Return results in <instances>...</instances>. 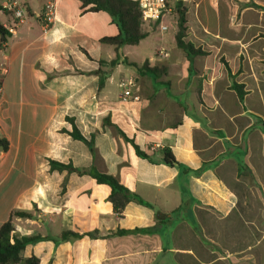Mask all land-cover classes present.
I'll use <instances>...</instances> for the list:
<instances>
[{
	"label": "crops",
	"instance_id": "1",
	"mask_svg": "<svg viewBox=\"0 0 264 264\" xmlns=\"http://www.w3.org/2000/svg\"><path fill=\"white\" fill-rule=\"evenodd\" d=\"M23 1L26 23L0 52V137L9 142L0 151V228L25 211L33 218H13L14 235L42 237L22 257L264 264V213L252 218L248 202L250 214L237 211L264 161V0H171L174 41L153 42L159 23H146L148 37L121 47L114 66L116 49L102 41L120 33L110 14L55 0L56 20L46 27L49 0ZM178 7L186 10L185 41L206 55L189 60L177 46ZM0 12L7 17L1 23L12 25ZM146 62L157 75L131 66ZM129 79L132 96L124 102L121 84ZM234 81L245 86L242 102ZM74 126L91 145L71 136ZM52 161L111 175L145 204L132 201L119 217L108 185ZM64 232L81 237L54 242Z\"/></svg>",
	"mask_w": 264,
	"mask_h": 264
},
{
	"label": "trees",
	"instance_id": "2",
	"mask_svg": "<svg viewBox=\"0 0 264 264\" xmlns=\"http://www.w3.org/2000/svg\"><path fill=\"white\" fill-rule=\"evenodd\" d=\"M82 7L88 12H107L110 14L119 26L120 33L114 37H107L102 39L103 42L108 43L115 47L117 52V58L111 61L109 64L114 66L122 57L119 52L123 46H135L138 45L142 40L148 37V33L144 29V22L142 20V13L139 8V4L134 0H80ZM2 10V6H0ZM187 19L186 10L182 7L177 8V33L175 35L177 46L182 49L189 60L194 56L206 55L207 52L201 48H196L194 44L185 41L187 32ZM11 38L10 33L5 26L0 23V47L3 43H6ZM227 65V64H226ZM134 68L140 71H146L157 75V68L148 67V62L144 63L142 67H138L136 64H131ZM227 70L231 77V71L227 65ZM231 88L236 92L238 99L242 102L246 96L245 86L236 83H232ZM71 136L77 140L83 141L88 145L91 142L87 141L78 129L74 126ZM9 149V142L5 138L0 137V151H7ZM136 153L142 155L138 147L135 146ZM164 159L169 165L176 163L175 158L169 149L163 151ZM52 168L59 170L76 171L80 174H89L92 176L97 183L106 184L111 188V195L109 201L113 205L114 212L121 217L126 206L136 201L140 204H145L142 199L131 193L123 184H121L116 178L111 175L98 172L95 168L89 170L75 169L72 165H63L60 163L51 162ZM24 218L32 219L33 214L25 211H14L11 215L10 220L4 223L0 228V264H40V259L36 256L29 258H23L22 252L31 243L40 240L42 237H22L19 238L14 235L15 226L13 218ZM89 236V235H88ZM91 236V235H90ZM69 237H81V235L73 232H64L59 236L53 238L54 242L65 241Z\"/></svg>",
	"mask_w": 264,
	"mask_h": 264
},
{
	"label": "built area",
	"instance_id": "3",
	"mask_svg": "<svg viewBox=\"0 0 264 264\" xmlns=\"http://www.w3.org/2000/svg\"><path fill=\"white\" fill-rule=\"evenodd\" d=\"M171 0H137L139 8L142 13V20L144 24L146 23H159L163 31L168 30L167 20L172 15L173 9L170 5ZM2 10L9 13L13 17V23L10 26H5V28L10 33L11 37H14L18 33V28L26 23L28 18V11L23 0H6L2 5ZM57 16V4L55 0H49L43 9V14L41 16L44 25L46 27L51 26ZM177 16V14H176ZM177 25V17L173 20ZM6 43H3L0 47V52H4ZM5 67L0 64V105L3 100L2 91V77L5 74ZM133 85V79L124 81L121 84L122 87V98L121 100L127 102L132 96L131 87ZM133 100H139L138 96H134ZM160 145L154 146L153 149L158 148Z\"/></svg>",
	"mask_w": 264,
	"mask_h": 264
},
{
	"label": "rangeland",
	"instance_id": "4",
	"mask_svg": "<svg viewBox=\"0 0 264 264\" xmlns=\"http://www.w3.org/2000/svg\"><path fill=\"white\" fill-rule=\"evenodd\" d=\"M5 20H7V17L3 13L0 12V23L4 22ZM166 25L168 26L167 31H163L161 29V26H159V29H157L156 32L152 36L153 42H157L159 39L164 38L165 44L169 46V44L174 41L173 40L174 32H175L174 25H172L169 22H167ZM233 97L235 98V95ZM239 156H243L242 153H240ZM262 156H261V159L263 158ZM255 166H256L255 173L252 174L250 172L251 173L250 190L249 191L245 190V188L241 190L243 193V196L247 198V200L245 201L241 200L240 204L237 207L238 212L240 211L241 214L244 213L247 216L248 214H250V212L248 211V206H246L248 202L249 208L251 211L250 215L252 218L258 217L256 215L264 213V161L257 163V165ZM242 187L243 185L241 186V188ZM243 196L241 198H243ZM262 224L264 225V222H262Z\"/></svg>",
	"mask_w": 264,
	"mask_h": 264
}]
</instances>
